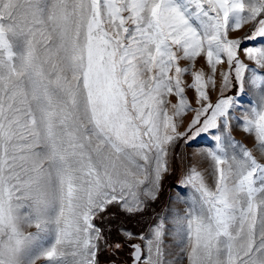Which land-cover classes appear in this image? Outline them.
Returning <instances> with one entry per match:
<instances>
[{
	"label": "snow or ice",
	"instance_id": "snow-or-ice-1",
	"mask_svg": "<svg viewBox=\"0 0 264 264\" xmlns=\"http://www.w3.org/2000/svg\"><path fill=\"white\" fill-rule=\"evenodd\" d=\"M210 129L183 210L136 243L97 224L143 214L178 142ZM125 247L132 264H264V0H0V264Z\"/></svg>",
	"mask_w": 264,
	"mask_h": 264
},
{
	"label": "rangeland",
	"instance_id": "rangeland-1",
	"mask_svg": "<svg viewBox=\"0 0 264 264\" xmlns=\"http://www.w3.org/2000/svg\"><path fill=\"white\" fill-rule=\"evenodd\" d=\"M181 63L183 65L184 62ZM197 67H199V63ZM188 79L190 80V77ZM229 94L238 96V102L245 106H249L255 99L250 92L244 94L240 93L238 89L229 92ZM188 95L191 98L194 93L190 91ZM214 135L215 130L210 129L209 132L201 133L199 136L195 137L194 140L187 142L181 140L178 142V146L174 151V164L162 179L158 198L148 204L143 214L129 215L120 208L114 206L106 213L102 220L97 221V224L105 231L110 229L113 238L117 237L119 233L124 232L136 234L137 239L132 241L136 243L139 242V234L142 232L147 233L149 224L159 215H171L173 209L183 210L186 207L183 200L188 197L189 192L188 189L181 184L182 177L190 164L202 159L195 154L214 146ZM233 137L235 140L243 142L248 147H252L253 138L243 132L240 127H237L233 131ZM200 166V164H197V167ZM204 166H206V164ZM166 239L170 244L171 238L169 237ZM175 251L176 249H173V252ZM110 261H116L118 264H129L131 260L129 259L128 247H125L122 251L114 255L110 252H105L101 256V264ZM183 264H187V261L185 260Z\"/></svg>",
	"mask_w": 264,
	"mask_h": 264
},
{
	"label": "water",
	"instance_id": "water-1",
	"mask_svg": "<svg viewBox=\"0 0 264 264\" xmlns=\"http://www.w3.org/2000/svg\"><path fill=\"white\" fill-rule=\"evenodd\" d=\"M104 264H118V263L116 261H110V262H107V263H104ZM129 264H132V261Z\"/></svg>",
	"mask_w": 264,
	"mask_h": 264
}]
</instances>
